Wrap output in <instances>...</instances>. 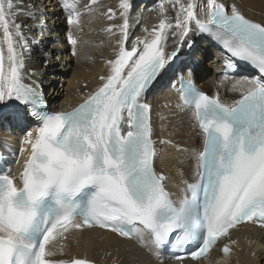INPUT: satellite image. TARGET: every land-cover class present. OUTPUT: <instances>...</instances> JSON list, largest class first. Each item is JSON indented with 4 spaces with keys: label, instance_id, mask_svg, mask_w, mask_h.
<instances>
[{
    "label": "snow or ice",
    "instance_id": "1",
    "mask_svg": "<svg viewBox=\"0 0 264 264\" xmlns=\"http://www.w3.org/2000/svg\"><path fill=\"white\" fill-rule=\"evenodd\" d=\"M96 3L89 0L85 9ZM177 6L174 22L160 19L150 32L145 29L150 39L138 37L128 50L130 4L121 0L124 21L113 26L121 39L115 59L107 62L109 74L71 111L48 112L40 84L25 83L26 42L16 22L24 9L16 0H0V127L23 133L20 153H27L16 175L0 168V264H91L50 259L56 253L47 246L54 234L66 240L71 229L94 226L137 239L157 258L166 248L192 247L196 260L236 225L254 219L264 224V22L247 18L234 0H206V20L197 17L196 0H174ZM64 7L68 23H79L76 0H64ZM108 11L111 19L115 13ZM169 33L180 38L171 53L165 50ZM189 33L207 34L222 46L226 79L240 71V62L260 76L235 81L238 98L230 102L203 93L191 78L194 61L175 67L181 46L194 47L185 39ZM68 42L75 54L77 39L69 34ZM186 68L177 107L191 112L202 144L195 150V181H184L174 194L169 177L154 165L152 108L143 98L162 74Z\"/></svg>",
    "mask_w": 264,
    "mask_h": 264
},
{
    "label": "bare ground",
    "instance_id": "2",
    "mask_svg": "<svg viewBox=\"0 0 264 264\" xmlns=\"http://www.w3.org/2000/svg\"><path fill=\"white\" fill-rule=\"evenodd\" d=\"M57 1L16 0L24 9L16 16V22L22 25L21 31L26 42V48L22 50L25 83L35 80L40 84V91L44 93L52 110L68 111L101 86L103 83L101 76L109 74L110 65L107 62L115 59L119 47L117 41L121 39L119 28L113 26L122 25L124 17L121 16L123 11L120 8L121 0H97L95 5H90L91 11L85 9L89 0H76L77 10L82 15L79 17V23L69 24L68 10L63 14L57 11L49 13V8L56 5ZM68 2L71 3L72 0ZM181 2L186 5L188 0ZM220 2L231 3L233 0H220ZM234 2L246 17L256 22H264V0H234ZM196 3L198 16L206 8L203 7L206 0H196ZM129 4L127 13L129 46H132L138 37L150 39L149 32L153 27L158 26L160 19L165 16L174 22L178 10V6L173 7L174 0L153 2L129 0ZM33 5L34 7H29ZM161 5L166 10L163 13ZM109 9L115 13L111 19ZM44 10H47L46 23L49 22V26L56 24L58 29L61 28L63 31L66 29L67 34H73L77 39L75 54H73V46L66 41L67 34L62 33L57 37L59 34L57 30L43 29V25L40 28L46 15L42 14ZM28 11L34 14L31 18L27 14ZM107 27H111L112 31L109 32ZM185 39H191L195 45L191 50L186 44L181 46L180 56L194 61L192 64L195 67L194 78L199 80L198 84L213 96L218 95L223 102L238 98V93L233 92L232 89L231 92L226 91L232 81L220 75V64L224 60V55L213 47L211 37L207 34L189 33ZM178 46H180L179 36L169 33L165 50L171 53ZM165 74H162L161 78ZM58 83L61 86H58ZM144 99L152 108L153 138L158 151L155 166L158 171L164 172L169 177L170 189L177 194L184 186V181L194 182L196 179L195 159L192 156L201 146V134L197 130L191 112L183 107H177L180 104L179 100L169 87L158 88L154 93L144 95ZM31 127H35L34 123ZM22 135L23 133L21 138ZM11 140L17 141V139ZM18 162L12 166L13 173L17 170ZM251 227L257 233H254V237L261 242L259 236L264 237V230L259 228V225H251ZM79 230L81 233L78 235ZM79 230L71 229L67 233L66 240L58 235L49 243L50 250L56 253L55 259L83 257L112 264L114 259L118 258L119 264H172L170 261L151 260L134 240H126L116 234L95 228L85 227ZM241 251L243 255L239 264H264L263 250L255 249V254L249 255L252 256L251 260L247 249L242 248Z\"/></svg>",
    "mask_w": 264,
    "mask_h": 264
},
{
    "label": "rangeland",
    "instance_id": "3",
    "mask_svg": "<svg viewBox=\"0 0 264 264\" xmlns=\"http://www.w3.org/2000/svg\"><path fill=\"white\" fill-rule=\"evenodd\" d=\"M139 4H140V2H138ZM137 6H138V4H137ZM58 86H61L60 85V83H58ZM81 233V231L79 230V232H78V235ZM72 237H73V235H72Z\"/></svg>",
    "mask_w": 264,
    "mask_h": 264
}]
</instances>
